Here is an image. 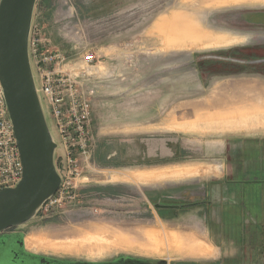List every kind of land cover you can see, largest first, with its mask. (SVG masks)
I'll return each mask as SVG.
<instances>
[{
    "label": "rangeland",
    "instance_id": "rangeland-1",
    "mask_svg": "<svg viewBox=\"0 0 264 264\" xmlns=\"http://www.w3.org/2000/svg\"><path fill=\"white\" fill-rule=\"evenodd\" d=\"M259 9L264 0L37 1L33 22L39 34L63 52L62 67L89 95L92 141L63 197L17 226L26 239L41 243L30 249L88 261L132 256L201 262L189 252L203 245L204 185L232 163H259L258 148L247 140L244 146L242 138L264 125V103L241 106L260 99L253 94L264 85V26L244 21L248 10ZM87 54L93 62H85ZM161 136L170 138L174 154L152 160L137 154L147 138ZM122 144L132 156L108 158ZM61 153L59 144L56 164L64 174ZM149 230L160 250L150 245ZM164 230L179 233L182 254L169 249L175 243ZM86 237L92 241L81 245Z\"/></svg>",
    "mask_w": 264,
    "mask_h": 264
},
{
    "label": "water",
    "instance_id": "water-1",
    "mask_svg": "<svg viewBox=\"0 0 264 264\" xmlns=\"http://www.w3.org/2000/svg\"><path fill=\"white\" fill-rule=\"evenodd\" d=\"M37 1L0 0V83L23 163L22 179L0 188V232L33 218L63 181L30 55Z\"/></svg>",
    "mask_w": 264,
    "mask_h": 264
},
{
    "label": "crops",
    "instance_id": "crops-1",
    "mask_svg": "<svg viewBox=\"0 0 264 264\" xmlns=\"http://www.w3.org/2000/svg\"><path fill=\"white\" fill-rule=\"evenodd\" d=\"M244 21L247 24L264 26V10H248L244 14ZM251 89L256 90L254 86ZM260 89L262 92L258 91L253 94L254 96L259 94L260 99H255L253 96V101L243 103L241 106L250 108L254 105L262 106L264 85L258 90ZM147 110L149 113V108ZM137 122L144 121L137 119ZM251 131H259V134H251ZM248 133L242 138L243 144L246 146L247 140L250 145L258 148L259 163L249 161L232 163L227 166L225 173L216 175V179L206 184L207 189L202 197L208 200H206L205 209L200 217L196 214L201 220L205 234L202 239L203 245H198L192 249V252H189L191 256L201 257L199 259L201 262H195V264H264V125L261 123L253 127ZM169 140L170 138L166 136L147 138L146 147L141 152L137 151V154L147 155L148 160L170 156L174 153L170 148ZM124 145H121L119 151L114 150L108 153V158L118 153L132 156V152L126 151ZM133 172L139 173L138 171ZM236 172L248 175L253 172V176L238 177ZM164 231L167 232L169 238L173 237L175 243L169 249L174 248L182 254L184 241L179 233ZM147 237L151 241L150 245L153 250H160L158 247L161 246L160 241L156 239L153 230L148 231ZM90 238L86 237L85 240L80 241V244L92 241ZM156 242L159 244L157 245ZM37 245L41 243L33 237L26 239L28 248ZM53 247L72 249L70 244H57ZM78 247L80 246H77V249Z\"/></svg>",
    "mask_w": 264,
    "mask_h": 264
},
{
    "label": "built area",
    "instance_id": "built-area-1",
    "mask_svg": "<svg viewBox=\"0 0 264 264\" xmlns=\"http://www.w3.org/2000/svg\"><path fill=\"white\" fill-rule=\"evenodd\" d=\"M38 24L33 22L30 35V55L37 77L38 89L49 107V115L58 130L61 157L65 164L63 181L48 203L59 201L70 177L79 176V158L90 155L91 101L80 88L71 71L62 65L66 61L63 52L52 50L50 40L39 34ZM85 62L94 61L93 54L85 56ZM23 177V163L10 119L3 88L0 83V188L13 187ZM42 206V207H43ZM41 207V208H42Z\"/></svg>",
    "mask_w": 264,
    "mask_h": 264
},
{
    "label": "flooded vegetation",
    "instance_id": "flooded-vegetation-1",
    "mask_svg": "<svg viewBox=\"0 0 264 264\" xmlns=\"http://www.w3.org/2000/svg\"><path fill=\"white\" fill-rule=\"evenodd\" d=\"M206 189L207 186L205 184L204 193ZM193 194L197 195L199 193ZM168 197H171V195H168ZM177 197L182 199V196ZM163 210L167 209H159L161 212ZM164 262V260L143 259L132 256H122L106 261L60 258L28 248L26 246L25 233L17 229V227H11L0 232V264H165Z\"/></svg>",
    "mask_w": 264,
    "mask_h": 264
},
{
    "label": "bare ground",
    "instance_id": "bare-ground-1",
    "mask_svg": "<svg viewBox=\"0 0 264 264\" xmlns=\"http://www.w3.org/2000/svg\"><path fill=\"white\" fill-rule=\"evenodd\" d=\"M225 104H227V103H225ZM232 105H233V104H232ZM166 233H167V232H166ZM156 235H157V234H156ZM161 235H162V233H161ZM157 236H158V235H157ZM160 237H161V236H160ZM162 237H163V236H162ZM160 239H161V238H160ZM163 239H164V238H163ZM163 239H162V240H163ZM156 243H157V242H156ZM158 244H159V243H157V245H158ZM163 245H164V244H163ZM163 245H162V246H163ZM165 245H166V244H165ZM158 247H159V249H160L161 246H158Z\"/></svg>",
    "mask_w": 264,
    "mask_h": 264
}]
</instances>
